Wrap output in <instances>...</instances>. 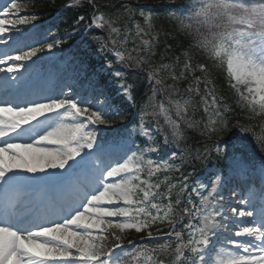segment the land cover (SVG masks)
Listing matches in <instances>:
<instances>
[{
	"label": "snow or ice",
	"instance_id": "1",
	"mask_svg": "<svg viewBox=\"0 0 264 264\" xmlns=\"http://www.w3.org/2000/svg\"><path fill=\"white\" fill-rule=\"evenodd\" d=\"M69 7L80 10L82 40L91 30L105 31L86 47L97 45L98 71L108 80L100 84L82 62L77 70L88 86L84 94L65 85L38 99H0V264H264V0H188L171 9L169 18L188 40L179 72V56L171 63L153 59L160 41L151 12L127 4L102 11L113 7L111 0H72ZM27 8L7 0L0 9V44L38 18L21 15ZM62 42L15 55L6 49L0 73L16 80L29 70L27 61ZM194 55L200 58L195 64ZM129 69L145 77L139 100ZM217 77L245 118L259 121L258 133L253 124L230 126L234 109L220 95ZM9 79L5 75L3 84ZM107 86L125 107L113 102ZM116 121V137L102 140L101 126ZM186 129L213 139L212 147L181 148ZM213 153L224 167L189 183L195 169L184 172V166ZM173 172L180 176L173 179ZM254 178L259 188L250 183ZM233 180L226 199L225 185ZM22 188L46 194L25 200ZM132 232L143 234L142 242L128 239L126 246Z\"/></svg>",
	"mask_w": 264,
	"mask_h": 264
},
{
	"label": "trees",
	"instance_id": "2",
	"mask_svg": "<svg viewBox=\"0 0 264 264\" xmlns=\"http://www.w3.org/2000/svg\"><path fill=\"white\" fill-rule=\"evenodd\" d=\"M187 1L188 0H179L174 3H165L159 2L157 0H150L149 5L151 6L150 11L153 14V25L154 28L157 29L160 41L158 46L156 47L157 55L154 57L155 61L164 63V61L167 59L172 60L173 58L182 55V52L187 48L188 40L179 31H177V23L174 20L170 19L168 16V12L171 9L178 8L181 4L187 3ZM21 2L28 4L27 11L21 12V15L35 14L38 17L33 24L18 26L20 31H25L26 33L25 36L22 37V39L24 40V43L22 45L25 47V44H27V47L22 49L24 51L29 50L30 47H40L41 44L51 42L57 38H63V36L72 32L76 28V26L84 25L76 23L80 10L75 7H69V5L72 3V0H21ZM99 3L104 4L105 0H99ZM124 4L130 5L131 7L136 9L143 8L144 10H148L147 6L142 5L140 0H111V5L113 7H108L107 9L102 8L101 10L112 11L115 8H120ZM89 32L90 37H106V33L104 30L94 29ZM55 34L58 35V37H55ZM30 44H32V46H29ZM93 45H95V43H93ZM167 45H171V48L168 49V51H165ZM46 56L47 49L38 53L37 57L32 58V61L39 60V62H44L43 59ZM198 59L200 58L194 55L193 63L195 64L196 60ZM91 64L95 66L96 61L93 60ZM45 66L49 67V72L54 68L57 69V67L48 66V63H45ZM197 74L200 75L199 72H197ZM68 78L63 76L59 77L57 80L56 89L66 83ZM101 80L105 82L106 78L103 77ZM134 81L136 85L137 99L139 100L140 97L146 91L145 77L143 73L140 72L139 76H136L134 78ZM221 81L222 78L217 77V88L219 90V93L220 95H223L225 97L226 102L231 104L234 109L232 113H229L230 126L236 121H239L241 124L245 125L253 124L256 126L254 128V131L258 133L259 121H249L245 118V113H243L239 108H237L234 103V95L227 89V85L223 84ZM74 87L75 89H77L76 85L73 86V88ZM180 87L181 89H185L186 84L181 83ZM115 101H118L123 107L126 106L125 103H123L121 100ZM135 110L136 109H130L129 112ZM236 131H238V129L232 128V132ZM186 134L187 139L185 146H187L191 151L194 152V150L197 148L203 150L205 146H207L208 148L212 147L213 139H209L208 137L200 135L199 131L193 129H186ZM229 135H231V133H229ZM251 150L257 155V157L259 156V152L256 150L254 144L252 145ZM212 157L213 158L209 159V164L212 163L213 159H217V156L214 154ZM207 164V161L201 163V161L193 159L190 163L184 166V169H187L192 172L193 169H195L193 175H198L206 169ZM141 236H143V234H136L132 232L128 234L127 239H125V241H127L128 239L136 241L137 239H140Z\"/></svg>",
	"mask_w": 264,
	"mask_h": 264
},
{
	"label": "rangeland",
	"instance_id": "3",
	"mask_svg": "<svg viewBox=\"0 0 264 264\" xmlns=\"http://www.w3.org/2000/svg\"><path fill=\"white\" fill-rule=\"evenodd\" d=\"M154 1H156V0H154ZM157 1L170 3V0H157ZM176 1H179V0H175V2ZM140 2L142 5L147 6L149 11L145 10L146 12H151L150 11L151 6L149 5L150 0H140ZM6 3H7V0H0V9H2ZM135 19L137 21H139L141 23V25L143 26L144 21L139 16L138 11L136 13ZM82 29H83V27L78 26L72 33H70L71 34L70 36L67 35L65 38H61L60 40H62L63 42L59 45V47L54 48L51 52H49L48 56H49V59H50V57L53 58L54 62H56V64L58 66H61V68H63L64 70L67 69L66 70L67 73L71 74V76L76 77V78L81 77L82 79H83V77L78 74V70H77L78 65L82 62H87L89 65V74H91L93 71H96L97 72V78L99 81L100 71H98L96 68L94 69V67L90 66V63H91V60H93V59H99V61L100 60L102 61V59L100 56H96L93 54V49L97 45H92L91 48L86 47V41L87 40L81 39V30ZM0 38H3V37H0ZM146 38H151V37H146ZM130 41H131V38H130ZM137 42H138V38H137ZM132 46H133V44L130 42L128 47H132ZM5 50L6 49H4V46L2 44H0V58H2L3 52ZM153 59H154V57H153ZM174 59L175 58H173L172 60L167 59L164 61V63H171L174 61ZM183 62L184 61L180 58V64L177 65V67H176L177 72L180 71V67L182 66ZM4 66L5 65H0V67H4ZM29 66H31V67L29 68ZM25 68H27L29 70L28 71L21 70V76H17L16 80H11V77L15 74L0 73V99L1 98L2 99L13 98L16 94H21V95L27 96V97L32 98V99H38V98H42L43 96H45V94L47 93V90L50 88V86L48 84L53 83L51 81V79H52V76H54V73L51 74L50 76H47L45 81H44L43 76H45V74H44L45 72L43 71L42 67L39 66V63H35V64L33 63L32 65H25ZM131 71H136V69H131ZM5 75L9 76V78H10L9 83L7 85L3 84V77ZM196 75H197V73H196ZM21 77H23V78H21ZM128 77H129V72L127 70V78ZM191 80H192V77L189 76L188 80L183 81L182 83H186L188 86V83ZM43 81L45 82V84L43 83ZM87 87L88 86L85 83L83 85V90L86 91ZM110 87L115 88L113 86H110ZM202 91H203V85H201V92ZM182 94H184V93H182ZM193 95H194V93H193ZM196 100L197 101L199 100L198 96L196 97ZM203 116H204V113L201 110V111L197 112L195 118L197 120H199ZM161 122H163L162 118H161ZM124 123H127V121H125ZM120 124H121L120 121H116L111 128H105L104 126H101V139L111 141L114 137H116V135H117L116 130L120 128ZM157 140L162 141V138L157 137ZM176 151L179 153L180 149H176ZM213 166H214V168H213ZM223 167H224V161L222 159V161L213 163V165H211L209 167V169L215 170V169H220ZM208 170L206 171V173L204 174L203 177H199L201 180L207 178ZM179 176L180 175H178L177 177H179ZM177 177H175V178H177ZM189 181L191 183L192 180L190 179ZM258 181H259V179H258ZM250 183H252V182L250 181ZM234 187H236V181L235 180H233V181H231L225 185L224 195H225L226 199L229 198L230 190ZM236 190L238 192L241 191L240 188L239 189L237 188ZM28 192L29 191L27 190L26 193L28 194ZM27 194H25L22 197L20 196V197L22 199H25V196H27ZM232 199L234 200L235 197H232ZM160 242H162V241H160Z\"/></svg>",
	"mask_w": 264,
	"mask_h": 264
}]
</instances>
